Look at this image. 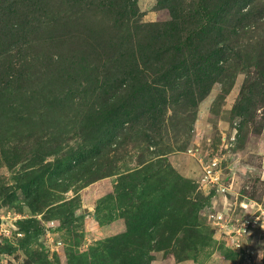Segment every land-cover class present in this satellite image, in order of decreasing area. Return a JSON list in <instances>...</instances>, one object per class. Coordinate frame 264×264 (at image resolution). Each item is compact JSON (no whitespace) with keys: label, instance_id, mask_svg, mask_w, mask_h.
<instances>
[{"label":"trees","instance_id":"1","mask_svg":"<svg viewBox=\"0 0 264 264\" xmlns=\"http://www.w3.org/2000/svg\"><path fill=\"white\" fill-rule=\"evenodd\" d=\"M137 2L0 0V107L5 102L12 104L9 111L16 123L8 131V137L15 141L7 150L3 148L5 137L0 135L4 140L0 155L8 168L24 165L12 177L15 186L0 185L3 204L21 202L17 197L21 189L28 191L23 199L28 208L41 211L50 200L40 203L45 198L41 193L45 180L83 181L84 172L91 170L96 158L108 156L112 145L120 144L117 138L122 130V137L130 139L138 132L139 138L155 146L151 154L156 158L147 160L151 164L123 174L130 179L120 186L116 201L121 212L129 216L126 230L112 236L104 247H93L89 254L79 256L88 264H150L152 250H171L180 261L183 256L195 257L210 245L211 231L197 219L198 203L187 201L193 185L190 188L165 157L184 147L178 142L180 138L169 139L168 126L174 136L178 132L188 136L198 104L212 85L220 83L226 94L238 72L246 77L233 106L234 114L244 116L245 105L258 98L264 100V37L259 33L264 26V0H164L159 4H175L171 17L149 23L140 21ZM222 2L231 6L230 11L223 9ZM248 32L252 34L247 42L243 36ZM22 46L24 56L15 61ZM47 74L55 77L43 85L41 78ZM75 80L89 86L104 84L100 107L86 114L80 132H73L96 139L101 130L100 147L97 150L98 144H93L89 150L74 149L63 167L56 163L49 170L52 165L43 163L45 152L39 154L40 149L34 152L18 145L32 138L27 125L36 112L33 102L40 91L32 84L53 89ZM13 83L10 90L7 86ZM89 90L88 86L83 88L85 94ZM15 97H21L23 105ZM164 134L168 137L162 144ZM114 161H108L109 168L102 173L96 171L97 165L94 175L89 172L91 177L95 180L112 174V168H117ZM67 188L64 185L60 190ZM178 200L187 205L175 207ZM36 224L32 217L18 221L29 236ZM172 237L175 248L169 244ZM33 260L36 258L27 263Z\"/></svg>","mask_w":264,"mask_h":264},{"label":"rangeland","instance_id":"2","mask_svg":"<svg viewBox=\"0 0 264 264\" xmlns=\"http://www.w3.org/2000/svg\"><path fill=\"white\" fill-rule=\"evenodd\" d=\"M160 1L164 0H138V13L142 23L165 21L171 17L175 4H159ZM188 1L190 0H185ZM222 4L223 9L230 11L231 6ZM259 33L264 37V26ZM251 34L245 33L243 40L250 41ZM19 49L21 50L16 51L15 61L23 57L26 50L23 46ZM44 76L41 78L44 79L43 85L55 77V74ZM245 77V73L238 72L226 94L221 90L220 83L212 85L210 92L198 104L188 136H179V132L174 136L172 127L168 126L169 139L172 138V141L173 137L180 138L178 142L184 143V147L166 153L165 157L177 173L188 181L187 185L190 188L193 185L194 190L189 191L187 201L198 203L197 219L210 229L212 242L195 257L193 254L188 258L183 256L180 261L176 260L171 250H152L150 264H264V100L259 101L258 98L250 105H245V117L234 114L233 106ZM77 82L78 80L70 81L53 89H41V84H32L36 90H40L33 102L36 119L33 116L32 122L27 125V132L32 138L23 143L21 141L18 145H25L27 150L34 152L40 149L39 154L45 152L43 163L52 165L49 170L56 163L63 167L67 162L64 160L74 154V149L89 150L93 144H98L97 150L100 147L103 134H100L101 130H98L96 139L78 136L73 132H80L86 114H91L100 107L99 99L104 84L101 82L89 86L80 81V86ZM18 83L20 82H16ZM86 86L90 90L85 94L83 88ZM7 87L13 90L14 83ZM15 101L23 105L21 97H15ZM10 105L12 104L5 102L0 107V135H4V143H7L4 150L15 141L8 137L11 135L8 132L12 129L10 126H16L14 118H11L13 113L9 111ZM124 126H128V123L125 122ZM123 132L122 130L121 137L117 138L120 144H113L108 150V156L106 154L96 158L89 170H95L98 165L96 171L102 173L109 168L107 162L114 159V167L117 168H112V174L94 180L86 171L82 176L83 181L59 178L54 182L46 179L45 188L41 192L46 199L42 197L43 201L40 203L50 200L41 211L33 212L28 208L23 201L28 192L26 190L24 192L18 189L17 197L22 200L19 203L3 204L0 199V264H88L87 259H80L79 256L89 254L93 247H104L112 236L126 230L129 216L121 212L122 208L116 201L120 186L127 184L130 179L124 178L123 174L132 169L144 168L151 164L147 160L156 156L151 154L155 146L139 138L138 132L133 133L130 139L122 137ZM164 135L162 144L168 134ZM1 137L0 150L4 141ZM220 155L222 163L219 179L216 184H207L203 167L211 158ZM179 162L187 165L190 171L180 172ZM35 166L39 167L38 164ZM23 167L24 165L8 168L0 155V185L15 186L16 182L12 177ZM94 172L92 171V175ZM64 185L68 188L60 190ZM37 194L39 196V190ZM176 202L177 208L187 205L185 201ZM31 217L37 220V224L35 229L31 226L32 236H29L20 229L18 221ZM241 222H248V229L236 236L235 231L230 228L238 227ZM178 231H182L181 228L176 230V236H179ZM169 244L172 248L176 247L174 237L170 238ZM31 257L36 260L27 263ZM89 260L91 259L88 258Z\"/></svg>","mask_w":264,"mask_h":264},{"label":"built area","instance_id":"3","mask_svg":"<svg viewBox=\"0 0 264 264\" xmlns=\"http://www.w3.org/2000/svg\"><path fill=\"white\" fill-rule=\"evenodd\" d=\"M221 160H222L221 155H220V157L214 156L209 161H207L206 165L203 167L204 172H205L204 180L207 184L211 185V184L217 183V180L219 179L218 173H219L221 163H222ZM199 161H200V159H199ZM200 163H201V161H200ZM218 187H220V186H218ZM222 190H223V188H222ZM242 205H244V204H242ZM218 218H220V217L218 216ZM217 223H220V221ZM240 224L241 225H239L238 227L231 226V228H230L231 231H235L236 236L243 234L248 229V227H247L248 222H246V223L241 222Z\"/></svg>","mask_w":264,"mask_h":264},{"label":"crops","instance_id":"4","mask_svg":"<svg viewBox=\"0 0 264 264\" xmlns=\"http://www.w3.org/2000/svg\"><path fill=\"white\" fill-rule=\"evenodd\" d=\"M178 169L180 170V172H184L187 173L190 171V168L187 167V165L182 164L181 162L178 163Z\"/></svg>","mask_w":264,"mask_h":264}]
</instances>
